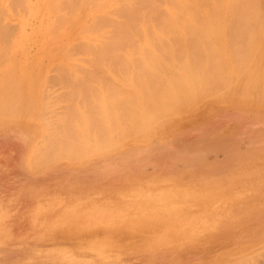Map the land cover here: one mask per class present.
Segmentation results:
<instances>
[{
	"label": "rangeland",
	"instance_id": "374dc122",
	"mask_svg": "<svg viewBox=\"0 0 264 264\" xmlns=\"http://www.w3.org/2000/svg\"><path fill=\"white\" fill-rule=\"evenodd\" d=\"M9 2L0 0V23L5 28L12 26L8 28L12 39L0 41V102L6 103L7 111L10 107L9 114L16 112L17 105L21 107L16 109L20 113H15L18 117L14 123L0 127V264H264L263 101L251 100L256 95L237 98L240 96L237 91L231 99L206 93L207 97H201L197 104L185 105L191 106L188 111L184 106V113L169 115L170 121L168 117L160 125L146 127L144 132L149 138L128 141L118 149L99 152L81 163L61 158L51 160L48 166L37 157L29 161L30 145L37 147L39 140L44 141L37 139V131L46 118L65 114V109L68 113L74 110L77 115L82 110L81 113H86L96 106L98 89L108 95L114 86L118 88L117 82L121 88L126 86L130 76V85L133 83L137 91L128 85L127 91L134 90L136 97L142 92L143 80L147 75H153L152 79L155 73L162 76L165 87L170 89L166 85L169 77L181 70L167 69L170 74L165 68L160 73L153 68L146 71L143 64L148 60L135 64L138 61L135 56L130 62L122 55L104 60L89 53L88 58V52L78 51L75 44L81 43L85 33L74 24L71 29L76 32L70 29V33L77 35L71 36L68 23L61 25L63 42L40 39L39 33L45 31L44 22H53L55 15L46 12L45 0H32L29 13L23 3ZM85 7L83 10H87ZM86 12L81 14L86 18L83 22H88ZM74 13L69 16L80 15ZM23 33L28 35L15 38ZM133 42L136 48L137 41ZM71 44L73 48L70 46L68 50L71 56L66 52L68 58L61 55L64 51L59 50ZM176 58L164 59L170 65L173 61V65L187 61ZM176 60L179 62L175 63ZM134 64L137 66L132 70ZM100 74H105L102 79ZM107 74L111 81L104 80ZM208 86L203 87L204 91L209 90ZM121 88L117 95L126 96V89L122 88L124 92ZM141 96L143 99L144 93ZM22 99L25 103L32 100L36 104L30 101L27 106L36 109L30 106L29 110ZM166 99L171 100L169 96ZM209 109L211 113L207 112ZM155 125L162 128L161 132L154 131ZM42 146L47 147L38 144V151Z\"/></svg>",
	"mask_w": 264,
	"mask_h": 264
},
{
	"label": "bare ground",
	"instance_id": "6f19581e",
	"mask_svg": "<svg viewBox=\"0 0 264 264\" xmlns=\"http://www.w3.org/2000/svg\"><path fill=\"white\" fill-rule=\"evenodd\" d=\"M9 1L15 5L23 3L26 6L25 8L27 9V13L31 11L30 9H31L32 0L30 1L29 0H9ZM12 6L11 7L13 10L14 5ZM17 7L21 8L19 6ZM44 7L47 13H50V14L54 13L55 15H52L54 16L53 22L50 21L49 24H46L44 22L43 27H45V29L43 30L45 31L41 30L42 32L39 33V34H42V38L40 39H45V40L49 39L50 41L56 40L58 42H60V40L62 39V42H63V36L61 35L64 32L63 30L64 26L62 27L61 25L64 22H66L68 23L67 24L68 31H69L68 33L70 34V36L74 34V33L73 34L70 33V29L72 28L73 24L76 25L75 26L76 28L77 27L81 28L80 32L83 30L82 33L83 32L85 33L81 39L82 40L81 43L77 44L76 43L77 41H76L75 44L79 49L78 50L76 48L78 51L84 50V52H88V56H87L88 58H90L89 53H95L94 56L97 55L96 57L99 59H102L104 57V60H105V57L115 60L116 58L114 57H118L119 55H122L125 58L128 57V61L130 62V60L132 61L134 60L132 58L135 56V58L137 57L139 61L138 62L137 60H135L136 61L135 64H139V63L141 64V62L144 63V61L148 60L146 63L144 64L142 63L143 66L146 67L144 68L146 69V71H147V68H150V70L151 68L158 69V71L161 68H165V70L167 71L166 73L170 74V71L171 72L174 71L171 68H174V69L177 68L179 69V71L181 70V72L178 73L179 75L172 74V76L169 77L170 78L168 80L169 82L168 83L166 82L167 83L166 85L169 84L168 86L170 87V89L165 87L164 85L165 82H163V78H161L162 76H157L159 74L155 73V77H153L152 79L151 77L153 75H147L146 79L144 78L145 80H143L144 81L143 88L140 90L144 93L143 99H142L143 96H141L143 95L142 92L141 94L138 91V93H140V95H138L139 98L136 97L137 94H134V92L137 91V89L136 87L135 88L133 87L132 85L133 83L130 85V79H129L131 77L130 76L128 78V82L126 86L128 85L129 87L131 86L132 88H134L135 91L132 89L133 93L132 92L128 93L129 87H126L123 84L124 86L122 88L126 89V91L128 90L127 92H125V90H123L121 86L119 85V82L116 83L115 81L113 83L114 84L116 83V85L118 84L117 85L118 88L114 86L112 89H110L108 95L107 94L104 95V93H107V91L105 92L103 90L100 91L102 88L97 90L96 100L98 103L96 102V106H94L92 109L90 108V111H86V113H81L83 111L82 110L81 112L79 111L77 115V113L75 114L74 110L72 109L73 111H71V113H73V115H71V113H68L67 112L68 110L65 109L64 113L65 114L68 113L69 115V116L67 115L68 118L63 113L61 114L62 117L61 115H57V116L55 115L54 116L55 118L53 117L50 119L46 118L44 125L42 124L43 126L39 128V130L37 131V136H38L37 139L41 138V140L44 139V141L42 140L40 142L39 140V143H37L36 145L38 147V144L42 145V143H44V145L47 146L45 148L47 151L44 149V146H42L41 147L42 149L40 148L41 151H43L42 154L45 151L46 153H49V155L46 153H45L46 155L44 154L42 155L38 153L40 152V149L38 151L36 146L32 147L30 145L29 161L32 158L37 157L39 159H43L45 163L46 162L49 163L48 166H50L51 160L55 162L56 160L61 159V158L81 163L87 157L96 155L99 152L106 153V151L110 152L112 150L118 149L122 147L124 143L128 141H137L140 139L143 140L144 138H149L151 136L146 137L148 135L147 133L144 132L146 131L145 129L146 127H149L150 125L153 127L152 124L160 125L162 121H164L165 119L169 117V115L175 114V113L176 114L181 113L183 109L186 108L185 105L197 104L201 97H203L204 95L206 96V93H209V94L212 93L214 95H219L220 98H223L225 96L230 98L234 94H237L236 93L237 91L238 95L240 94V96L236 95L237 98L239 97L241 98L243 96L245 97V94H247L246 99H248L247 96L251 97L253 95H256L255 97H258L259 100H257V98H255L254 96H253L254 98L251 97V100L253 101L255 100L254 102L263 101L264 103V0H45ZM82 7H85V9L87 8V10L88 8H91L92 10L90 9L89 11L83 10L84 8ZM9 9L11 8L9 7ZM82 10L83 12L87 11L86 13L88 16V22H83L82 19L84 18H82L83 15H81L83 13ZM73 12L80 13V15H78V17L77 15L76 17L69 16V15H72L71 13ZM19 13L21 12L19 11ZM75 13H74V16H75ZM2 14H5V13H2ZM14 14H17V13L13 12V15ZM35 14L36 13H34L33 16H35ZM27 15H25L26 18L28 17ZM28 22H32V21H28ZM66 23H64L63 25H65ZM69 26L71 27L69 28ZM9 27H12V26H9ZM26 27L24 28L26 29ZM8 28H5V26L0 23V41L8 40L12 37L11 36L12 33L8 30ZM76 28L73 27V29H76ZM16 29L18 30L17 27ZM105 29L106 30L108 29V32H106ZM73 32H76V31H73ZM24 34L26 33H23V35L19 34L15 36V38L21 39V37H23ZM74 35H77V34H74ZM74 37L75 36H73V38ZM78 37L80 38L81 36L78 35ZM134 39L137 41V44L135 43L136 44L135 47L137 46L136 48H133V44H132L134 43L133 42ZM64 40H66V38ZM35 41L37 40H34V42ZM10 43L13 44L12 42ZM47 43L48 41L46 42V44ZM145 43L147 45L150 44L152 48L150 47L148 48ZM72 44L68 46L64 45V47L62 45L63 50L61 51L60 49L59 51L60 53L63 51L64 52L61 53V55L64 56L66 53L69 54L70 52H68V50L71 49L69 47L72 46ZM92 44L95 46L91 47ZM25 45H27V43ZM113 45H116V46L119 45L118 46L119 48ZM120 45H123V46L120 47ZM122 48L124 49V52H122ZM12 50L14 51L16 49L12 48ZM18 50H19V47H18ZM18 50L16 51L18 52ZM73 50H75V48ZM117 51H120V52L117 53ZM60 53H57V54H60ZM70 56H71V53H70ZM85 57L86 56H84L83 58L85 59ZM158 57L160 58L163 57L161 59L173 58V57L175 59L176 57H178V58H183V61L185 58L187 61L185 63L183 62L179 64L180 62L176 60L175 63L179 62L177 63L178 65L176 64L173 65L174 63L173 61L172 63L173 66H172L170 65L171 62L169 64L167 63L166 60L168 59L166 60L164 59L162 62L161 59ZM156 58L160 60L161 63L160 62L157 63L158 61L156 60ZM85 61L83 64H86ZM126 61H127V58H126ZM71 63L73 64V62ZM135 64L133 68L131 67L132 70H135L134 67L137 66ZM71 67L72 66H70L69 69ZM73 67H76V66H73ZM95 68L98 69L97 67ZM109 69L110 68H108L107 70ZM167 69H169L170 71L168 72ZM132 70L129 68V71H132ZM97 71L95 70L96 73ZM117 71L118 70H116V72ZM158 71L156 70L155 72H158ZM78 72H80V70ZM130 73L129 74L132 75V72ZM158 73H160V71ZM109 74H107L108 78L104 79L105 81L106 80L111 81L109 79ZM116 74H119V71ZM100 75L102 76V74ZM104 75L101 77V79L104 77ZM167 76L169 75L167 74ZM120 77H122V75ZM126 77L125 79L127 80ZM157 77H159L160 79H158ZM72 79H74V77ZM117 81H119V79ZM207 84H209L208 86L209 90H205L207 91L205 92L203 87ZM92 85L94 84L92 83ZM105 88L107 90V87ZM119 88H121L122 91L127 93L126 96L124 95L123 97H119L117 95ZM82 89H84L86 93L87 86H84ZM3 94L1 96H3ZM167 96H169V99L171 100H167L166 99ZM219 97L217 96L215 99ZM14 98L15 97L13 96V99ZM92 100L94 99L92 98ZM25 101L26 103L23 100L26 106H27V102L29 104H30V101L32 102V100L30 101L25 100ZM20 102L22 104L21 99H20ZM173 102L174 104H172ZM2 103L0 102V127L2 125H5L6 123H12V122L14 123L15 119L18 117L15 115L17 113H20L19 112L20 109L19 111H17L16 109L18 107H21L20 104L19 106L17 105V108H15L16 112L10 111L11 114H9L8 112H9L10 107L8 106L9 108L7 111L6 105H4L6 103L4 104ZM30 106L31 105H29V107ZM29 107L27 106V108ZM27 108L25 110L23 109L24 111H27L26 115H28ZM34 108L36 109V107ZM34 108L33 110H35ZM187 108L186 110L188 111L189 108L191 109V106L188 109ZM215 108L218 111V108L217 107ZM211 109L213 110L214 108H211ZM11 110H13V107ZM29 110H31V108H29ZM211 111L209 109L207 112L211 113ZM213 111H215V109ZM40 112H42L41 109H40ZM12 113L14 114L12 115ZM37 113H38V110L36 114ZM182 113H184V111ZM32 114L34 115V113H31L30 117L32 116ZM36 114L35 116H37ZM74 114L76 115L75 118H73L75 116ZM23 115L25 116V114ZM42 116L44 117V115ZM173 117L174 116L172 115V118ZM32 119H33V116H32ZM170 119L171 117H169L168 121H170ZM174 119H176V117ZM16 122L19 123V120H16ZM158 125H155L156 126L154 130L155 132H157L158 130L161 132L162 130V128L158 129L159 128ZM154 131H153V134L157 135V133H154ZM149 133H151V131ZM45 139H47L46 142H48L47 143L48 145L46 144ZM35 152H37L39 156H36ZM46 164H44L43 166H46ZM34 169L36 168L34 167Z\"/></svg>",
	"mask_w": 264,
	"mask_h": 264
},
{
	"label": "crops",
	"instance_id": "0c3cea01",
	"mask_svg": "<svg viewBox=\"0 0 264 264\" xmlns=\"http://www.w3.org/2000/svg\"><path fill=\"white\" fill-rule=\"evenodd\" d=\"M30 150V149H29ZM28 156H29V152H28Z\"/></svg>",
	"mask_w": 264,
	"mask_h": 264
}]
</instances>
